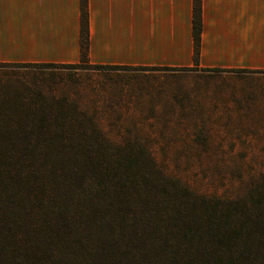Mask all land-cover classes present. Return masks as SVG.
<instances>
[{
	"label": "trees",
	"instance_id": "trees-1",
	"mask_svg": "<svg viewBox=\"0 0 264 264\" xmlns=\"http://www.w3.org/2000/svg\"><path fill=\"white\" fill-rule=\"evenodd\" d=\"M80 22L84 65L86 0ZM201 27L193 0L195 64ZM131 143H113L88 116L0 107V264H264V186L201 196Z\"/></svg>",
	"mask_w": 264,
	"mask_h": 264
},
{
	"label": "crops",
	"instance_id": "crops-1",
	"mask_svg": "<svg viewBox=\"0 0 264 264\" xmlns=\"http://www.w3.org/2000/svg\"><path fill=\"white\" fill-rule=\"evenodd\" d=\"M86 5L96 81L62 115L264 116V0H201L197 64L193 0ZM80 31V0H0V64L78 66Z\"/></svg>",
	"mask_w": 264,
	"mask_h": 264
},
{
	"label": "rangeland",
	"instance_id": "rangeland-1",
	"mask_svg": "<svg viewBox=\"0 0 264 264\" xmlns=\"http://www.w3.org/2000/svg\"><path fill=\"white\" fill-rule=\"evenodd\" d=\"M94 76L84 65L0 64V107L65 116L77 111V89L92 85ZM88 117L113 143L145 147L166 175L198 195L236 199L264 186V116Z\"/></svg>",
	"mask_w": 264,
	"mask_h": 264
}]
</instances>
